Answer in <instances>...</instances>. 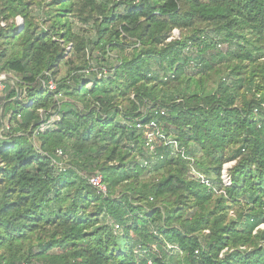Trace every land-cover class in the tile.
I'll return each instance as SVG.
<instances>
[{
	"label": "trees",
	"instance_id": "obj_1",
	"mask_svg": "<svg viewBox=\"0 0 264 264\" xmlns=\"http://www.w3.org/2000/svg\"><path fill=\"white\" fill-rule=\"evenodd\" d=\"M32 4L0 0V73L18 75L0 96V264H264V0H49L44 27ZM220 64L231 81L205 94ZM232 160L219 194L189 176L220 184Z\"/></svg>",
	"mask_w": 264,
	"mask_h": 264
},
{
	"label": "built area",
	"instance_id": "obj_2",
	"mask_svg": "<svg viewBox=\"0 0 264 264\" xmlns=\"http://www.w3.org/2000/svg\"><path fill=\"white\" fill-rule=\"evenodd\" d=\"M15 21L19 25L20 16L15 17ZM167 40L169 41V40H171V38L169 37ZM70 48H71V44L68 45L67 50H69ZM262 59H264V57ZM101 75L102 74L100 72L97 73V76H101ZM17 82H18V75L17 74H14L12 72L0 73V89L1 90H5L6 84L10 85L11 88H16L17 89V86H16ZM42 86L44 88H47L48 90H52V91L56 89V84L51 78L47 82H42ZM59 96H60V94L55 96V98L57 99V103L58 104L60 103L58 101V97ZM1 110L2 109L0 107V111ZM159 112L161 114L164 113L163 110H159ZM39 113L43 117V115H44L43 111L40 110ZM156 113H157V111H156ZM59 119H60V115L58 114V112L53 113L50 116V118H48L47 120H44L41 123V125L39 127V131H44L45 129H49V128L53 127L54 123L59 121ZM149 126L152 127V128H155V129L150 131L147 134L146 141H145V147L148 149V151L150 153H154L156 147H155V143H154L153 139L151 138V136H153V138H154V136H158L161 139H166V138L160 132V130L158 128V124H157V122L155 120H151L150 123H149ZM136 127L140 128L141 124L140 123H136ZM8 129H9V123L8 122L3 123V126L0 129V137L1 138L3 137L2 136L3 133L5 131H7ZM166 144L172 146V151L173 152H181V153L183 152L182 149H179V147L177 146L176 141H174V140L168 139L166 141ZM65 159H66V155H64L61 150H57L55 157H53L51 160H52V164L56 165V167L59 168V170H65V167H66L64 165L65 162H63V160H65ZM234 162L235 161L230 162L228 164H225L223 166V169L221 170L220 181H221L223 187H228L232 183L231 177H230V174H229V167H231ZM193 169L194 168H191V170L189 172L190 174H192V177H191L192 179H195V180L201 181V182H203V183H205L207 185H210L209 182H207V180L204 179L205 177H204L203 174H201L198 171H196L195 169L194 170ZM87 180H88V183L97 191L98 194H100V195H102L104 197H106L108 195V187L103 182L101 175L94 174V175L88 176ZM220 192H222V190ZM261 227H264V226L262 225ZM119 228H120V226L118 224L114 225L115 232ZM170 248H173V246H170ZM225 250H227V249H225ZM195 253L198 254L199 253V249H196ZM222 253H221V256H222Z\"/></svg>",
	"mask_w": 264,
	"mask_h": 264
},
{
	"label": "rangeland",
	"instance_id": "obj_3",
	"mask_svg": "<svg viewBox=\"0 0 264 264\" xmlns=\"http://www.w3.org/2000/svg\"><path fill=\"white\" fill-rule=\"evenodd\" d=\"M30 1V0H29ZM31 1H33V4L31 5L32 7L34 6V7H36V11L38 12V15L40 14V17H38V25L40 26V27H44V26H47V22H44V20H43V16H42V12H43V10H45L46 9V7H45V2H48L49 0H31ZM40 2V5H38V3ZM71 19V21H72V23H73V28L74 29H76V30H79L80 28H79V24L78 23H76V19H74V18H70ZM11 22H13L14 24H15V26H22L23 25V19H22V17H20V23H19V25L16 23V21H15V19L13 20V21H11ZM1 24V26H3V25H5V22H1L0 23ZM85 28V27H84ZM179 38L180 37V32H179V30L178 29H174L172 32H171V35H170V38L172 39V38ZM68 45H70V44H68ZM68 45L66 46V49H67V47H68ZM227 47H228V45H227V43H221V44H218L217 45V49H218V51H221V52H224L226 49H227ZM4 48V46L3 45H0V50H2ZM217 68H221V70H219L218 72H215V73H213V71L212 72H210V73H208V75L206 74L205 76H204V78H205V80H204V93L206 94V93H210V92H212V91H214L215 90V88H216V86H217V83L220 81V79H222V78H225V81L227 80V82L228 81H231V78H230V76L228 75V71H227V69H225L224 68V66L223 65H219V66H217ZM66 70H67V66L66 65H64V64H62V65H60V68H59V72H58V74L56 75L57 76V78H61V77H63V76H65L66 75ZM199 72V68H197V67H195L194 66V64L191 62L190 63V67H187L186 68V73L188 74V75H190V76H192V77H199L196 73H198ZM90 86V84L88 85V87ZM185 90V85L183 86V91ZM8 91H9V89L8 90H6V88H5V90H1L0 89V96H4V95H6L7 93H8ZM80 107H82L81 105H80ZM1 109H2V107H1ZM82 109V108H81ZM154 109V107H148V108H146L145 110H147V111H152ZM1 113H2V110L0 111V115H1ZM159 130H160V132L163 134V136H165V133H164V130L163 129H160L159 128ZM151 138L153 139V141H154V143H155V147H157L158 145H159V143H160V141H161V138L160 137H158V136H154V138H153V136H151ZM162 140H165V139H162ZM32 144L33 145H37V143L34 141V139L32 138ZM156 149V148H155ZM67 159H65V160H63V162H65ZM233 161H235V160H232V161H226V162H224L223 164H222V166H221V169H220V174H221V170L223 169V166L225 165V164H228V163H230V162H233ZM235 163V162H234ZM234 163H233V165H234ZM230 168V167H229ZM194 170V169H193ZM196 170V169H195ZM197 171V170H196ZM204 175V174H203ZM189 176H190V178L192 177V174H190L189 173ZM204 179L205 180H207V182H209V184H211V185H214L215 187V189H217L216 190V193L217 194H219V193H221L220 191V189H221V187L222 188H224L223 186H222V183H221V181H220V184H218V183H214V182H212L211 181V179L210 178H207L205 175H204ZM216 185H218V186H216ZM220 185V186H219ZM220 191H219V190ZM228 215L230 216V217H233L235 214L232 212V210H229V212H228ZM104 221H107V219H104ZM263 226H264V224H263ZM122 232V230H121V228H119V229H117L116 230V233H121ZM205 233V232H204ZM206 233H208V231H206ZM131 237H135L134 236V234L131 236ZM168 249L170 248V246H168L167 247ZM177 252V250L175 249L174 251H172V252H170V254H175Z\"/></svg>",
	"mask_w": 264,
	"mask_h": 264
}]
</instances>
